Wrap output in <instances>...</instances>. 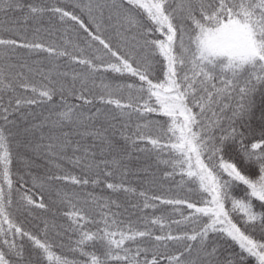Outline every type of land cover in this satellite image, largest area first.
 <instances>
[{
	"label": "snow or ice",
	"instance_id": "obj_1",
	"mask_svg": "<svg viewBox=\"0 0 264 264\" xmlns=\"http://www.w3.org/2000/svg\"><path fill=\"white\" fill-rule=\"evenodd\" d=\"M72 8L80 14L48 0H0V33L10 34L0 35V264H264V0H74ZM54 19L78 26L86 48L45 43L59 31ZM117 129L131 151L109 160L106 152L120 151L109 136ZM132 152L195 197L108 182L114 169L128 175L122 161ZM38 159L58 171L33 174ZM62 160L82 174L64 171ZM139 171L154 184L149 168ZM45 191L66 223H56ZM157 202L171 212L157 215ZM19 216L39 221L40 234ZM65 237L71 258L57 251Z\"/></svg>",
	"mask_w": 264,
	"mask_h": 264
},
{
	"label": "trees",
	"instance_id": "obj_2",
	"mask_svg": "<svg viewBox=\"0 0 264 264\" xmlns=\"http://www.w3.org/2000/svg\"><path fill=\"white\" fill-rule=\"evenodd\" d=\"M48 2L49 3H58L61 7H65L68 10H73L77 14H80L78 9L72 8V4H73L74 0H48ZM83 18L85 19V21H87V16H84ZM51 24L55 28L59 29V31H56L55 34L52 36L43 35V41L45 43H51V42L55 41V43L57 45L63 46L64 39H68V40L72 41L74 44H78L80 47L86 48V45L84 43V36H86V34H84L82 32V30L79 29L78 26H73L71 22H69L68 25H60L59 22L55 19L51 21ZM65 28L71 29L67 32L66 36L64 34ZM0 35H4L5 37L10 36L9 33H0ZM29 36H30V34H29ZM107 36H108V33H105V37H107ZM69 51H72L71 47H69ZM33 58L35 59V58H39V57H33ZM75 67H78V66H75ZM106 75L109 78H112L114 74L109 73ZM35 79L37 82H39V77H36ZM115 79L116 80L131 81L133 78L127 77V76L120 77L118 75H115ZM37 111H40V109H37ZM43 111L45 112V114H47L46 108L43 109ZM92 111H95V109L93 108ZM102 123H104L103 118H101V120L97 122V126H99ZM105 126H107V125L105 124ZM112 131H116L115 136L112 135ZM109 136L112 138L113 142L117 145V147L120 151L119 152L114 151L111 154H108L106 152L105 156L107 159L111 160L113 158V156H116L117 158H119L120 152H125V154H126V152L131 151V149L127 148L124 141L119 137L118 129L117 130H110ZM87 143L88 144L92 143L91 138H89L87 140ZM94 151H96L98 153L97 159H99L100 158L99 157V152H100L99 146H97L94 149ZM69 155H71V153H69ZM60 164H61L64 171H67V172H70V173L76 174V175L82 174L81 169L79 167L74 166L72 163L68 162L67 160L60 161ZM122 166H127V168L129 169L128 175L126 177H123L121 175V171L119 169H114L113 170V173H114L113 176L107 178L108 182L119 183L123 179L127 185H129L133 188H136L138 192L139 191H147L150 195L155 194V195H162V196L171 197V198H194L195 197L194 193H189L187 188H181V187L177 186V184L174 183L171 179L164 180L162 177L163 166L158 167L155 164L154 160L149 158L146 154L139 153V152H132L130 159H124L122 161ZM13 167H14V171H16L21 166L19 164H14ZM144 168L150 169V171L153 175L150 176L149 179L150 180L154 179V181H155L154 184H145L142 182L145 174L143 171H139V170L144 169ZM57 171H58V169L50 166L43 159L36 160L35 166L32 169L33 174H36V175H44V174L49 173V172L54 173ZM176 179L178 180L179 178L177 177ZM58 184L62 190L69 191V192L77 191L81 195H87V193H89V192L94 193L96 195H104V196L111 195L110 190L103 187V185L93 187L90 184V185L86 186L85 188L81 189V188H76L75 186H72L71 184H65L64 182H58ZM35 191L37 193V199H38L39 194H40L39 189H36ZM236 194L238 196L242 195V193H239V192H237ZM43 196H44V202L46 204L50 205V207L53 210H57V215L55 217L56 223L57 224L66 223L65 217L62 215V210H63L64 206L59 205V204H53V200L55 199V192L54 191H51V192L45 191L43 193ZM120 199L122 202L127 203L126 201H124L123 196H121ZM157 204H158V202H157ZM165 209H167L168 211L165 212L164 214H168L169 212H171L172 206L159 205L158 204L156 214L160 215L161 212ZM257 210H259V209H257ZM35 211L39 212V210H35ZM129 211L131 212L133 210L131 208H129ZM146 211H148L149 215H151L152 210L149 209ZM44 215L50 221L53 219L51 212L44 213ZM132 218L135 219L136 217L134 216ZM18 220L23 223V226L27 230H29V231L37 234V235L40 234L41 229L36 227V224H38L39 221H33L31 218L25 219L24 216H19ZM49 239L53 240L56 243L61 242L60 239L58 237H56L55 234L51 231L49 232ZM63 243L65 244V247L63 249H58L57 251H62L64 254L68 255L69 258H71L72 253H70L68 251V248H67L68 239L66 237L64 238ZM25 244L27 246L29 244V242L25 241ZM236 250L238 251V248H236ZM251 264H255L254 260H251Z\"/></svg>",
	"mask_w": 264,
	"mask_h": 264
}]
</instances>
